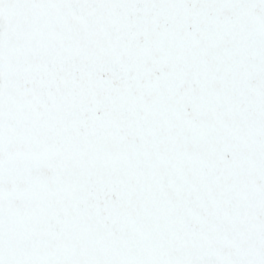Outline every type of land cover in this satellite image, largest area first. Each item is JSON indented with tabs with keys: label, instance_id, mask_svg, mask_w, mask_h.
<instances>
[{
	"label": "snow or ice",
	"instance_id": "6c2138e0",
	"mask_svg": "<svg viewBox=\"0 0 264 264\" xmlns=\"http://www.w3.org/2000/svg\"><path fill=\"white\" fill-rule=\"evenodd\" d=\"M0 264H264V0H0Z\"/></svg>",
	"mask_w": 264,
	"mask_h": 264
}]
</instances>
